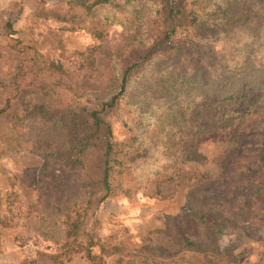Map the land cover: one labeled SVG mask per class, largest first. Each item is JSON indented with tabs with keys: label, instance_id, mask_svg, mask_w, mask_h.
I'll return each instance as SVG.
<instances>
[{
	"label": "trees",
	"instance_id": "16d2710c",
	"mask_svg": "<svg viewBox=\"0 0 264 264\" xmlns=\"http://www.w3.org/2000/svg\"><path fill=\"white\" fill-rule=\"evenodd\" d=\"M33 15L95 39L121 24L133 42L149 49L107 90H93L80 83L84 71L94 76L96 46L80 52L85 67L79 78L38 41L20 35L18 18L0 17L7 40L0 44V157L41 150L76 169L89 195L66 213L64 244L48 257L50 264L78 256L88 264L230 263L231 247H223L221 237L264 204V180L233 183L230 164L238 150L207 183L200 174L185 176L193 186L187 211L195 229L180 223L152 232L171 235L176 251L152 244L134 250L100 235L93 217L109 198L177 186L183 165L202 159V136L230 130L239 139L238 122L264 115V0H40ZM208 42L227 45L225 59L208 64L198 50ZM173 57L183 67L164 65ZM259 161L264 168V149ZM9 227L0 213V239Z\"/></svg>",
	"mask_w": 264,
	"mask_h": 264
},
{
	"label": "rangeland",
	"instance_id": "374dc122",
	"mask_svg": "<svg viewBox=\"0 0 264 264\" xmlns=\"http://www.w3.org/2000/svg\"><path fill=\"white\" fill-rule=\"evenodd\" d=\"M39 1L0 0V17L18 18L15 28L20 35L38 41L44 53L61 62L71 73L78 71L72 75L79 78L83 72L79 69L85 67L80 52L96 46L94 76L84 71L81 86L105 91L114 76L122 75L130 63L149 52L143 45L133 42L121 24H113L107 36L95 39L84 30L69 31L65 23L56 20H36L33 13ZM47 1L53 4L59 0ZM60 40H63V48L59 47ZM6 42L4 34L0 35V44ZM198 50L205 54L208 64H213L225 59L227 45L208 42ZM178 64L175 57L164 61L168 66ZM236 126L241 135L239 139L231 137L230 130L201 137L202 159L183 165L184 173L177 186H165L160 194L149 189L133 197H112L97 206L93 217L97 232L102 236H115L134 250L148 244L178 250L171 235L152 232L174 230L180 223L190 230L195 229L194 220L187 211L193 186L186 183V175H203L199 181L207 183L206 177L219 175L222 161L232 159L226 155L238 150L230 164L233 183L242 187L247 181L264 180V168L259 161V150L264 149V115H254ZM88 197L81 174L41 150L1 156L0 213L10 219V227L2 232L0 239V264H50L48 257L59 254L64 244L66 213L75 203L84 204ZM249 218L241 221L240 229H228L221 237L222 246L231 247L234 257L224 264H264V204H256ZM63 264L88 262L78 256Z\"/></svg>",
	"mask_w": 264,
	"mask_h": 264
}]
</instances>
